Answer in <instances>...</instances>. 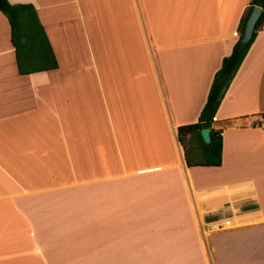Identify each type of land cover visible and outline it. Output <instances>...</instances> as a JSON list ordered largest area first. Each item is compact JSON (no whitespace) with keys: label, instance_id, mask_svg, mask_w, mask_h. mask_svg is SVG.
I'll return each instance as SVG.
<instances>
[{"label":"crops","instance_id":"obj_1","mask_svg":"<svg viewBox=\"0 0 264 264\" xmlns=\"http://www.w3.org/2000/svg\"><path fill=\"white\" fill-rule=\"evenodd\" d=\"M249 1L7 0L57 67L18 75L0 14V264H264V22L212 119L220 165L176 139Z\"/></svg>","mask_w":264,"mask_h":264},{"label":"trees","instance_id":"obj_2","mask_svg":"<svg viewBox=\"0 0 264 264\" xmlns=\"http://www.w3.org/2000/svg\"><path fill=\"white\" fill-rule=\"evenodd\" d=\"M257 6L261 13L253 27L249 41L239 47L245 21L251 9ZM0 14L9 28V43L13 50L18 75H29L54 70L57 67L46 35L34 8L30 4H9L0 0ZM264 22V0H250L236 28L237 39L228 56L222 58L215 72L205 103L195 123L176 129V139L183 151L186 167H218L221 162V137L211 127L212 119L226 89L244 59L257 31ZM201 129H209V144L205 145L199 135Z\"/></svg>","mask_w":264,"mask_h":264},{"label":"water","instance_id":"obj_3","mask_svg":"<svg viewBox=\"0 0 264 264\" xmlns=\"http://www.w3.org/2000/svg\"><path fill=\"white\" fill-rule=\"evenodd\" d=\"M260 13H261V9L257 6H254L251 9V11H250V13H249V15L245 21L244 27H243V33H242V36H241L239 43H238L239 47L245 45L249 41L253 27H254ZM199 135L201 137L202 142L205 145H208L209 141H210L209 129H201L199 131Z\"/></svg>","mask_w":264,"mask_h":264},{"label":"built area","instance_id":"obj_4","mask_svg":"<svg viewBox=\"0 0 264 264\" xmlns=\"http://www.w3.org/2000/svg\"><path fill=\"white\" fill-rule=\"evenodd\" d=\"M253 128L257 129L260 132L261 139H264V119L257 121L256 123L251 124ZM220 135V133H219ZM228 221L223 223V226H228Z\"/></svg>","mask_w":264,"mask_h":264}]
</instances>
